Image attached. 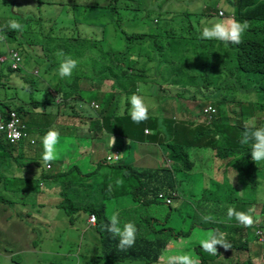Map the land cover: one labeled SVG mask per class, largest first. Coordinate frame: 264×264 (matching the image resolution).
Listing matches in <instances>:
<instances>
[{
  "label": "trees",
  "instance_id": "16d2710c",
  "mask_svg": "<svg viewBox=\"0 0 264 264\" xmlns=\"http://www.w3.org/2000/svg\"><path fill=\"white\" fill-rule=\"evenodd\" d=\"M34 1L35 6L39 4L36 6L37 10L47 17V24L61 26V31L52 34V27H50V32L44 33L40 28L42 18L36 17L35 13L15 18L23 25L24 30L27 31L31 24H35L32 27L33 33H43L46 37H54L52 45H58L60 49H54L53 54L60 52L64 54L63 56L58 55L59 65L65 57L74 60L82 57L84 60L80 62L95 68L96 76L86 75V79L91 85L90 101L96 100L98 104L96 113L80 107L84 110L81 111L73 103L70 105L72 110L67 113L68 116L72 118L86 116L90 118L89 129L94 130L95 133L122 135L129 139V144L132 141L155 143L157 157L154 160L159 156L158 160H165V163L168 160L173 162L170 165L156 163L135 166L129 157L124 160L123 150L116 149L119 157L114 159L113 163L106 161V156L101 162L98 160L97 165L106 163L108 166L103 168L102 172H99L97 167L94 169H97V172L94 170L80 172L77 168L69 169L76 174L75 181L71 182L65 174V169L58 171L56 166L49 168L50 164H47L49 167H46L47 165L42 161L41 150L32 154L31 160L26 158V154L21 151L19 154L12 151L16 147L21 148L22 146H25L22 149L35 150V146L30 143L28 136L22 137L15 143H8L1 133L0 212L2 214L0 219L11 217L7 212L10 209L9 203H13L14 200L10 199V193L6 194L5 192L6 178L10 174L11 191L14 190L16 182H18L21 194H23L22 184H27L26 193L36 192L39 196V190L43 186L45 187L41 193L47 196L44 199H47L49 204L42 203L37 206L43 207V210H38V212L44 213L40 218H45L44 209L46 208H50L55 215L62 209L70 224H74L77 216L82 212L94 215V225H88L81 230V239L85 244H89L87 239L89 234L92 238H97L94 241L92 257L86 258L83 264H118L124 261L138 262V260L144 261L138 262L139 264H156L171 240L179 235H188L190 232V228L184 227L187 220H185L182 206H173L172 202L166 203L163 199L165 196L171 197L172 200L177 198L175 196L179 182L177 172H189L193 169L194 163L187 153L188 148H210L213 151V170L215 168L217 179L220 182L211 179L208 186L204 187L206 191L215 192L223 189L224 183L221 181L229 178L231 173H234L235 176V182H231L235 188L239 184L242 185V182L253 189L264 186V161L255 164L250 154L251 142L248 144L241 142L245 128L264 126V112L261 113L264 110V0H234V11L226 13L225 17L230 16L238 22L247 21L249 24V28L242 35L240 44H225L217 39H205L201 37V33L197 35L185 28L186 20L190 18L191 14L198 16L196 21L202 16H210V12L214 10L218 14L220 6L217 2L216 6L207 5L205 14L201 10L200 12L194 10L192 13L185 11L183 14H178L176 25L173 24V17H176V13L167 14L163 11L162 17L152 20L153 25H150V30L124 33V45L119 48L115 45V49L112 48V45L101 44L106 31L103 26L101 27V24L91 22V17L102 12L107 16L110 14L116 16L115 22H118L120 20L118 11L120 10L145 11L148 15L153 11V8L145 10L140 1L134 5L131 0H94V2L92 0L91 4H87L86 1H72L67 3L72 8L73 21L56 22V20H52V11L62 12L64 8L62 2ZM52 5L55 8H52ZM79 9L82 10L83 19L74 15ZM92 9L94 11H91ZM225 17L220 18L223 21L227 19ZM89 24L96 25L95 29H103V37L98 38L93 32L88 31L86 25ZM190 27L192 28V26ZM2 34L14 38H16L14 35L22 36V32L10 27H4ZM78 35H81L82 38ZM34 42L37 44L36 38ZM41 55L38 56L41 57ZM52 58L53 62L46 64L48 72L44 75V81L48 79L47 75L55 63L54 57ZM20 68L13 69L9 66L8 71H20ZM258 74L259 78L256 77ZM94 79L97 82H93ZM1 81L2 74H0V86L3 83ZM106 82H110L108 89L102 86V83L106 85ZM152 83L155 85L154 90L149 89V85ZM26 86L29 98L22 100L27 103L14 106L19 115L20 113L25 114L24 110L30 104L35 108L58 104L54 98L53 103L43 101V99H32L34 88L30 84ZM58 86L62 98L64 100L68 98L66 105H69L70 96L79 94L78 88L76 87L75 90L72 83H68L66 86L61 81L56 82L54 87ZM116 88L120 97L114 99ZM176 88L184 91L186 98L198 99L201 102L206 97L217 98V96L221 99H236V94L239 92L243 97L236 100L237 110L238 116L244 122H237L236 118L221 114L222 100L207 101V103L217 106L218 113L221 115L219 119L216 117L217 114L208 118L201 112L200 123L196 124L193 123V120L184 119V121L164 117L160 111L155 112L150 109L147 120L134 123L129 115L130 105L127 103L123 107L121 105L122 97H129L132 94L140 96L149 94L153 95L155 100L161 101L163 99L161 91H173ZM250 98H254V100H250ZM0 104L4 108V110H0V122H2L6 120L7 111L11 108L5 99H0ZM259 113L262 114V120L258 119L252 124L247 121L248 118ZM145 129H147L146 132H144ZM162 144L166 146V151L161 150ZM136 155L140 156V154ZM29 162L34 163L41 170L36 174H31V168L30 171L26 169ZM231 165L236 167L240 174L235 172V168ZM20 167L26 169V174L23 177H21ZM239 175L241 180H239ZM16 177H20V179L15 180ZM36 177L38 183L34 182ZM118 179L123 180L122 185H117ZM43 180H46V183H42ZM116 196H126L128 203H113L108 207L106 200ZM253 201L260 203L258 197H254L252 201H247L245 197H235L226 202L212 201L210 203L217 207H209L212 214L217 212L224 221L221 223L208 221V224L215 231L224 234L226 240L231 244V250L248 251V258L243 263L238 262L237 257L231 256L230 249L225 250L222 246L216 245L218 253L216 255L204 252L208 254L206 255L197 250L200 264H221L224 261L228 262L227 264H257L255 259L259 257V254L263 259L262 264H264V242L261 244L256 242L249 250L246 241L242 242L237 239L234 242L232 236L238 228V224L235 218H232L234 223L230 222L227 216V209L230 206L237 211L250 212L254 216ZM188 202L184 199L179 200L180 204L187 205ZM24 205L27 207L26 204ZM125 205L130 206L124 207ZM111 208H114L112 211L119 210L117 213L121 224L130 221L137 228L135 244L132 248L130 247L131 249H118L115 243L116 239L112 238L111 234L104 229V225L109 222L107 212ZM260 212L264 213V204L260 207ZM172 213H174L173 222L171 221ZM27 215H30L28 211ZM37 218L33 215L29 218L30 220L28 219V223L35 222ZM197 248L202 251L201 246ZM253 251H256L257 254ZM208 258L210 263L207 262Z\"/></svg>",
  "mask_w": 264,
  "mask_h": 264
},
{
  "label": "rangeland",
  "instance_id": "374dc122",
  "mask_svg": "<svg viewBox=\"0 0 264 264\" xmlns=\"http://www.w3.org/2000/svg\"><path fill=\"white\" fill-rule=\"evenodd\" d=\"M55 2H62L64 8L62 12L56 13L52 11V20H56V22H60L61 20H70L73 21V12L71 6L68 5L67 2L72 1H86L87 4H91L92 0H53ZM134 5L137 4V1L141 2L142 8L145 10L148 8H153L148 15H146L145 11H130V10H120L118 14L120 15V20L115 22V18L112 14L107 16L106 14H102V12H98L95 16L91 17V22L96 24H101L105 29V36L101 41V44L112 45V48L115 49V45L120 46L124 45L123 34H130L134 31L145 32L150 30V25H153L152 20L154 18H160L164 15L163 11L167 14L176 13V17H173V24L176 25L178 14H183L185 11L197 10L203 12L204 14L207 11L206 6H216V3L219 2L220 8L223 10L222 15L216 14L217 12H210V16H202L198 19L197 15H192L188 20H186L185 28H188L191 32L195 34H199L202 31V27L206 24L210 25L211 23L222 21L220 17H225L226 13L234 11L235 4L234 0H131ZM5 2V3H4ZM94 2V0H93ZM39 5V4H37ZM36 5V6H37ZM41 5V3H40ZM35 6L34 0H0V60H3L4 57L6 59L4 61H0V74H2V85L0 86V99H5L9 104L10 108H14L15 105L23 104L22 99H28L29 93L26 90V85H31L34 88V92L32 94V99L34 100H42L50 101L53 103V97L51 93L47 90V81H44V75L47 74V62H53V58L55 61L59 60L58 54H53V50H59L60 47L58 45H52L55 38L54 37H46L43 33H33L32 27L35 24H31L30 28L23 30L22 36L14 35L16 38L7 37L3 35V28L9 27L10 21H16L15 18H19L21 15H32V13L36 14V17H41V25L40 28L44 33L50 32V27H52L51 33L56 34L61 31V26L48 25L47 17L43 15L41 12L37 10ZM52 8L55 6L52 5ZM201 8V9H200ZM199 9V10H198ZM162 10V11H161ZM91 11H94L93 9ZM74 15L83 19L82 10L79 9L74 13ZM92 15V14H91ZM141 17L142 20H139ZM228 19H233L228 16L225 17ZM225 21V20H223ZM192 26V28L190 27ZM97 26L94 24L86 25L88 31L93 32L96 36L103 37V33L101 29H95ZM262 27V26H260ZM78 37L82 38L81 35ZM36 38L37 44H35L34 39ZM31 43V44H28ZM34 44V45H33ZM35 45H37L35 47ZM47 48V49H46ZM106 48V47H102ZM11 50L17 51L21 56L20 65H14L13 60L10 59L9 54ZM50 54H49V52ZM84 52V50H82ZM43 53V55H41ZM38 55H41L39 57ZM47 59V60H46ZM78 64L82 65V72H86L87 75L96 76L92 65L87 66V64L80 62L84 59L82 57L75 59ZM11 66L13 69L20 68V71L9 72L8 68ZM77 67L73 69L72 73L76 71ZM37 71V73H36ZM80 71V70H79ZM79 75L76 79V82L80 83L83 81L81 72H77ZM85 74V73H83ZM49 75V74H48ZM47 75V76H48ZM72 75V74H71ZM259 78V74L256 75ZM72 76L67 77L68 81L72 80ZM65 80V79H63ZM263 81V80H262ZM42 82V83H41ZM67 82V81H66ZM93 82H97L96 79ZM264 82V81H263ZM41 83V84H40ZM86 83V82H84ZM87 84V83H86ZM107 85V86H106ZM106 85L102 83L103 88L108 89L110 86V82H106ZM177 87V86H176ZM155 85L152 83L149 85V89L154 90ZM161 95H163V99L161 101L155 100L153 95L144 94L141 95L145 99V103L149 105V109L157 112L160 111L164 117H171L177 120H193V123H200L198 119L201 112L204 113L208 118L211 116H215L217 114V118H220V113H218L217 106L213 103H207L208 100H222L223 104L221 107V114L226 115L230 118H236L235 121L243 123L244 120H241L238 116L237 110V98L243 97L239 92L236 94V99H221V97H213L203 100V102L197 100H191L185 97V92L180 91L179 89H174L173 91H161ZM16 97H19L18 99ZM117 99V96L114 98ZM250 100H254V98H250ZM96 102V101H95ZM205 105L202 106L201 104ZM211 106L213 111L211 114H207L204 109L206 106ZM29 108V110H28ZM4 110L2 104H0V110ZM38 110L35 109L31 104L24 110V113H20L21 121L25 124L26 130L28 131L29 138L30 135L37 136L39 143H36L34 140V144L37 145L39 150L42 148V138L46 132L50 130L46 126L49 123L51 115L45 114V109L42 106L37 107ZM44 110V111H43ZM91 111V110H89ZM10 112V110H9ZM261 111V113H263ZM32 114V116H30ZM197 115V116H196ZM30 118V119H29ZM82 118H86V123H90V118L83 116ZM31 123H28L31 128L36 130V133H32L30 129L25 123L27 120ZM258 119L262 120V114H256L255 116H251L247 119L249 123H255ZM185 121V120H184ZM187 122V121H186ZM48 128L49 130L45 129ZM51 130H55L59 133V137L57 142L55 143V150L61 146H64L67 141L71 142V146H75V148H71L70 155H68L69 162L63 165V169L66 170L65 174L68 176L69 181L74 182L76 178V174L74 171L69 170L72 168H77L78 171L89 172L93 171L96 167L99 169V172H102L103 168L108 167L106 163H102L97 165L98 160L101 162L103 157L107 155H112L114 149L120 148L124 152V160H127L128 157L131 163L135 166L139 164V166H147L149 165V161L151 159H155L157 154L153 147H146L147 144H143L138 152L135 150V141L130 142L127 145V142L123 139H120L117 135H100L97 133L96 137L88 136V132L75 134V127L61 128L59 125H53ZM70 131L73 132L72 137H68L63 132ZM1 136V133H0ZM114 137V144L112 145ZM4 142V138H3ZM20 143V142H19ZM31 143V142H30ZM31 143V144H33ZM129 143V141H128ZM161 146V145H160ZM159 146V152H160ZM144 148V151L142 149ZM68 148H65L63 151H68ZM161 150H167L166 146L162 144ZM22 153V149H20ZM187 153L189 154L190 159L193 161L194 166L193 169L189 172H177L178 177V188L175 193L177 198L172 200L171 205L182 206V211L184 216L186 217L187 223H184L185 228H190V232L188 235H179V237L174 238L168 244V246L163 250L162 255L159 261L156 264H169V258L173 256H179L183 254H189L193 257H198V253L207 252L203 248L202 251L198 246H201L202 241H204L212 231H215L213 227L208 224V221H205L203 217L211 216V222L224 221L222 217H220L217 212L212 214L209 210V207L214 206L212 201L220 202V201H229L235 197H245L247 201H252L254 197L259 198V202H252L253 205V218L255 223L253 226L255 230L254 240L257 241V244H261L264 242V213L260 212V207L264 204V186H259L256 189H253L251 186L247 184L242 185L239 184L235 188L231 182H235L234 173L229 175V178H226L224 181L223 189L213 191H206L204 187L208 186L211 179L214 181L220 182L217 179V173L215 171L214 162H213V151L210 148H188ZM15 154L17 152L15 151ZM72 154V155H71ZM131 154V155H130ZM136 154H140L141 156H137ZM33 157L32 154L27 153L26 158L31 160ZM94 157V158H93ZM133 157V158H130ZM60 156L56 152V159L52 161V163L59 164L58 159ZM142 158V159H139ZM95 159V160H93ZM160 159L158 158L156 160ZM153 160V161H156ZM27 161V160H26ZM171 161V160H170ZM169 160L165 163V160L157 161L158 164L170 165L172 162ZM20 162V160H19ZM51 165V163H50ZM47 167V166H46ZM52 165L49 167L51 168ZM231 167L235 168L233 165ZM32 169L34 172L38 173L39 169L35 166L34 163H30L26 165V169ZM24 167H20L22 172L21 177H23L26 173ZM97 169L94 170L97 172ZM30 171V170H29ZM46 171V170H45ZM48 172V171H46ZM237 173L240 174V171ZM96 174V173H94ZM8 180L11 182L12 179L7 175L6 182ZM239 180L241 177L239 175ZM38 183L37 177L34 179V182ZM90 180L88 181V183ZM42 183H46V180H43ZM27 184H22L21 188L23 189V194L19 193V190H9L10 199L14 200L13 203H9L10 209L7 213H9L12 218H22L23 224L17 222L13 225L10 224L9 219L2 218L0 219V264H83V261L86 258L92 257V251L95 247L94 241L97 238H92L89 234L87 239L89 244H85L83 242L81 230L85 229L87 225L83 220H76L74 224H70L67 221V216H64V211L61 209L56 215L51 212L50 208L44 209L45 218H40L43 212H38V210H43V207H37L42 205V203H48L46 195L41 193V191L45 190V187L39 190L40 196L36 192L26 193L25 188ZM24 187V188H23ZM41 187V186H40ZM39 188V186H38ZM213 193V194H212ZM189 198V199H188ZM189 201L187 205L180 204L179 200ZM107 201V206L110 207L113 203H128V199L126 196H116L112 197ZM26 204L27 207L24 205ZM49 204V203H48ZM24 208L22 210H18L20 208ZM130 205H125L124 207H128ZM215 208L217 206H214ZM114 208L109 209L107 214L108 218L118 211H112ZM27 211L29 212V216L27 215ZM2 213L0 212V215ZM33 215L38 218L35 222L28 223V219ZM80 216L87 217V214L84 212L80 213ZM174 213L171 214V221L173 222ZM20 218V219H21ZM40 219V220H39ZM86 219V218H85ZM30 220V219H29ZM229 220V219H228ZM227 220V221H228ZM230 222H234L233 219L229 220ZM203 223V224H202ZM240 224V223H239ZM236 225V224H235ZM217 226V225H216ZM239 226V225H238ZM245 228V226L241 225ZM208 227V228H207ZM260 227V228H259ZM236 235V234H235ZM236 236L234 237V242L236 241ZM249 242L247 246H249ZM236 254L238 262L243 263L248 257V251H237L233 250ZM34 252V254H32ZM257 254L256 251H253ZM208 255L207 253H204ZM138 262H144L139 261ZM136 261H124L119 262L118 264H139ZM208 263L211 261L207 260ZM228 262L224 261L221 264H227ZM255 263L262 264L263 259L259 254V257L255 259Z\"/></svg>",
  "mask_w": 264,
  "mask_h": 264
},
{
  "label": "clouds",
  "instance_id": "9594fccd",
  "mask_svg": "<svg viewBox=\"0 0 264 264\" xmlns=\"http://www.w3.org/2000/svg\"><path fill=\"white\" fill-rule=\"evenodd\" d=\"M8 26L11 29L20 32H23L24 30L23 25H21L18 21H10ZM248 28H249V24L247 21L238 22L235 19H228L225 21L215 22V23H211L210 25L203 26L201 31V37L205 39H217L225 44L228 43L240 44L242 42V35ZM58 55L63 56L64 54L60 52L58 53ZM76 67H77L76 60L70 57H65L59 65L58 72L60 77L64 78L71 76L73 69H75ZM125 103L130 105L129 115L134 123H141L148 119L149 105L145 103L144 97L137 94H132L129 97H122L121 99L122 107L124 106ZM11 109L15 110L14 108ZM3 136L5 135L3 134ZM58 137H59V133L56 132L55 130L50 129L48 132L45 133V135L42 138L41 143H42L43 151L41 153V156H42V161L46 165L50 164V162L56 159L55 143L57 142ZM31 139L33 138H30V141ZM114 142L115 141L113 137L112 145L114 144ZM241 142L244 144H248L249 142H251L250 154H251V159L255 164L264 161V126L258 128L254 126L252 128H245L242 134ZM114 157L118 159L119 154L112 153V155H110L108 158L109 163L114 162L113 159ZM116 183L117 185H122L123 180L118 179ZM166 197L169 196H165L163 197V199ZM169 198L171 199L169 203H171L172 198L171 197ZM227 216L229 217V219L235 218L238 225H243L245 227H251L255 223V220L250 212L237 211L234 207L231 206L228 207L227 209ZM203 219L205 221H210L212 217L205 216L203 217ZM104 229L111 234L112 238L116 239L115 243L117 244V248L120 250L131 249L132 246L135 244L136 233H137V228L135 224L130 221L121 224L118 213H113L109 217V222L106 225H104ZM216 245L222 246L225 250L231 249V244L226 240L224 234L219 233L218 231L211 233L201 243V247L205 251L213 255L218 254ZM169 264H200V261L198 257H193L192 255L189 254H183L179 256L170 257Z\"/></svg>",
  "mask_w": 264,
  "mask_h": 264
},
{
  "label": "crops",
  "instance_id": "0c3cea01",
  "mask_svg": "<svg viewBox=\"0 0 264 264\" xmlns=\"http://www.w3.org/2000/svg\"><path fill=\"white\" fill-rule=\"evenodd\" d=\"M218 9H222V8L219 7ZM58 69H59V63H58V61H55L54 65L52 66L51 71L49 72L48 79H46L47 86H48L47 90L51 93L52 97L58 103L55 106H51V105L50 106H46V107H43L42 106L43 109L47 110V111H45V114L46 115L47 114L51 115L50 120H49V123L46 124V126L48 128H50V129H52L53 125H59L61 128L75 127L76 128V131L74 132L75 134H79V133L81 134V133H83V135H85L84 132H88V133H90V134H88V136H90L92 138L93 137H96L97 136V133H100V132H96L95 133L94 130L89 129V127H88L89 123H88V121L86 123V118H82V117H74V118H72V117H69L68 114H67V113H69L72 110L71 109L72 107L70 105L73 104V103H75L76 107L78 109H80L81 111H84V110L81 109L80 107H82V108H84L86 110H92V111L95 112L96 109H97V107H98L97 106L98 105L97 102H95L96 100H91L90 101V96L92 94V91H91V85L89 83V80L86 79L87 73L86 72H82L81 71L82 65L77 63V69L71 75L73 78H72L71 81H68L67 80V77H64V78H61L60 77L59 72H58ZM77 72H81L80 75L83 76L82 77L83 79L80 80V81H83V82H80V83L76 82V79H77V77L79 75ZM36 73H37V71H36ZM83 73H85V74H83ZM63 79H65V80H63ZM60 81H61L62 84L66 85V86H67L68 83H72L75 90H76V87L78 88V93L79 94L76 93V94H74V96H70L69 97V99H70L69 100V105H66L65 104L66 102H68V98H66V100H64L62 98L61 91L59 90V86L58 87H54V84L56 82H60ZM84 82H86L87 84L84 83ZM117 90L118 89L116 88V90H115L116 93H115L114 98L116 96H117V98L120 97V94H117ZM25 103H27V102H23V104H25ZM19 105H22V104H19ZM14 106H17V105L14 104ZM35 109L38 110L37 108H35ZM28 110H29V108H28ZM197 115L199 116V118L201 117V114H197ZM30 116H32V114H30ZM25 123H26V125L28 127V130L30 129V131L32 133H35L37 135L36 130L33 129V128H31V126H29L28 123H31V122H29L28 119L25 120ZM48 128H46L45 131L46 130H49ZM145 130H147V129H145ZM144 132H146V131H144ZM63 133L65 135H67L68 137H70V138L72 137V134H74L73 132H70V131H66V132H63ZM100 135H101V133H100ZM108 135H110V134H108ZM117 136L120 137V139L125 140L127 142V145H129V143H128V140L129 139L125 138L122 135H117ZM30 138H33L34 140H36V143H39V140L37 139V136L35 137L34 135H32V136L30 135ZM26 142H28V141H26ZM34 143H33V145L35 146V150L29 149V148L22 149L23 147H25V146H22L21 148L16 147L12 151L13 152L16 151L17 154H19V150L22 149V153H25V154L29 153V154H33L34 155L35 153H37L38 151H40L37 148V145L34 144ZM143 144H147L148 146H146V147H153V149L155 150V153H156V147H157V145L155 143H150V142H136V144H135V150L138 152L139 150H137V149L140 148ZM65 148H68L69 150L62 152V150L65 149ZM71 148H75V146H71V142H69V141H67V143L64 146H61L60 148L58 147L55 150V152H57L58 155L60 156V158L58 159V162H60V163L59 164H56V163H51L50 162L51 165H52V167L53 166H56L57 169H58V171L63 170V165L65 163H67V162L70 161L68 159L69 158L68 155H70V151H71L70 149ZM117 149H120V148H117ZM114 150H116V149H114ZM41 151H43V149H41ZM142 151H144V148L142 149ZM122 154H123V157H124V152L123 151H122ZM139 159H142V158H139ZM93 160H95V159H93ZM153 160L154 159H151L149 161V163L150 164H156L157 161H159V160H156V161H153ZM95 163H97V162H95ZM30 170H31V174H36V172H34L32 169H30ZM8 175L10 176V174H8ZM16 179H20V177H16L15 180ZM8 182L9 183H7V188L5 189L6 194H9L10 193L9 192V190H10V181L8 180ZM16 189L19 190L18 182H16L15 185H14V190H16ZM23 208L24 207H22V208H20L18 210H22ZM9 215L10 214L8 213V216ZM89 215L90 214H87V217H85L86 219L84 218V216L78 215L76 220L77 221L78 220H83L87 226L88 225L89 226L90 225L92 226V225H94V223H90L88 221ZM7 219H9L11 225H13V224H15L17 222L23 224V220L20 219V218L19 219L18 218H12V216H11L10 218H7ZM67 221H68V217H67ZM221 228H222V226L220 227V229ZM252 232H254V233H252ZM254 234H255V230H254L253 227H245L244 228L241 225H239L238 228L236 229V231L234 232V234H233L232 237L234 238L236 236V239H240V241H242V242H244V241H246V243L249 242L250 245L247 246L248 247V250H249V248H251L252 245L257 242V241L254 240V237H255ZM240 241L237 242V243L239 244ZM237 251H239V250H237ZM231 252H232L231 256L234 257V258H236V254L233 253L234 251L231 250ZM32 254H34V252Z\"/></svg>",
  "mask_w": 264,
  "mask_h": 264
},
{
  "label": "built area",
  "instance_id": "2783aa9c",
  "mask_svg": "<svg viewBox=\"0 0 264 264\" xmlns=\"http://www.w3.org/2000/svg\"><path fill=\"white\" fill-rule=\"evenodd\" d=\"M218 14L222 15L223 10L219 9ZM9 57L11 60H13L14 65H20L21 56L17 51L11 50ZM5 59H6V57H4V59L0 60V61H4ZM204 111L206 113L210 114L213 111V109L210 106H208L204 109ZM145 131H147V130H145ZM0 133H3L5 135V137L9 143H15L18 140H20L22 137L28 136L25 124L21 121V118L18 115V113L13 109H11L10 112L7 111L6 120H3L2 122H0ZM30 142L33 143L34 140L31 139ZM113 154H118V151L114 150ZM109 156L110 155L106 156V161H108V162H109V160H108ZM113 159L116 160L117 158L114 157ZM47 167H49V165H47ZM164 199H165L166 203H169L171 201V199L169 197H166ZM94 220H95L94 215L90 214L88 217V221L90 223H93Z\"/></svg>",
  "mask_w": 264,
  "mask_h": 264
}]
</instances>
